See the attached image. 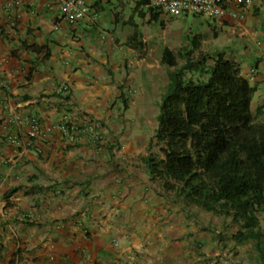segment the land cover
<instances>
[{"label":"crops","instance_id":"obj_1","mask_svg":"<svg viewBox=\"0 0 264 264\" xmlns=\"http://www.w3.org/2000/svg\"><path fill=\"white\" fill-rule=\"evenodd\" d=\"M114 3L91 1L70 25L56 1L0 0V264H259L258 253L236 256L231 217L186 205L152 178L145 157L158 125L128 124L148 108L149 65L116 32L95 37ZM242 11L225 22L240 27L241 74L264 120V0ZM64 113L99 123L104 139L55 132L27 143L29 121L44 127Z\"/></svg>","mask_w":264,"mask_h":264},{"label":"trees","instance_id":"obj_2","mask_svg":"<svg viewBox=\"0 0 264 264\" xmlns=\"http://www.w3.org/2000/svg\"><path fill=\"white\" fill-rule=\"evenodd\" d=\"M140 3L162 23L165 13L147 0ZM189 41L181 51L183 65L168 74L150 145L156 150L145 162L152 178L186 205L231 217L238 225L235 246L252 242L264 264L263 107L252 108L257 88L241 74L237 54L217 49L195 56L200 39ZM135 48L142 50V40ZM161 62L176 66V55L165 47Z\"/></svg>","mask_w":264,"mask_h":264},{"label":"rangeland","instance_id":"obj_3","mask_svg":"<svg viewBox=\"0 0 264 264\" xmlns=\"http://www.w3.org/2000/svg\"><path fill=\"white\" fill-rule=\"evenodd\" d=\"M140 1L142 0H124L121 3L119 0H115V7H108L106 10V15H109L111 19L109 18L110 20L100 25L101 29L97 31L98 33L95 37L96 39L102 38L104 40L110 36L111 32L117 33L119 40L123 42L122 44L126 45V48L133 50V60H143L148 63L149 68L143 78L144 88L140 91L148 95L146 102L148 108L143 116L131 111L130 117L134 118L135 121L131 124L128 123L129 125L144 128V132L148 133V125H158L157 115L160 111L162 93L169 82L168 74L183 65L184 59L181 57V51L190 47L189 36L197 35L200 39V47L195 52V56L200 52L205 53L223 49L229 55L237 54L239 60H244L243 58L246 55L242 54L247 49L244 47L245 42L238 37L240 27L236 25H230L231 27H229V24L225 21L214 20L210 17L193 13H183L179 16L162 14V23H156L151 19L148 7L146 5L141 6ZM113 12L116 14L118 22H115V16L112 15ZM135 32L138 33V38L131 40L130 37ZM139 40L143 42L141 51H137L135 48L139 44ZM165 47L171 49L176 55V66L164 65L161 62L162 52ZM249 51L248 55H251L246 58L250 59L254 56V49ZM139 88L134 87L133 93L136 94ZM235 250L236 256L241 255L245 259L251 258L253 253H257L252 242L241 245Z\"/></svg>","mask_w":264,"mask_h":264},{"label":"built area","instance_id":"obj_4","mask_svg":"<svg viewBox=\"0 0 264 264\" xmlns=\"http://www.w3.org/2000/svg\"><path fill=\"white\" fill-rule=\"evenodd\" d=\"M60 3L64 19L70 25H76L85 19L91 10V1L101 0H53ZM254 0H147L150 7L157 8L171 16H179L183 13L198 14L210 17L214 20L226 21L240 20L244 17L246 8L253 4ZM27 131V143L42 135H52L55 132L67 137L72 143L80 141L98 143L104 139L100 124L94 121L82 123L74 121L68 113H64L56 123L41 126L40 122L32 119ZM11 144H18L19 138L12 136Z\"/></svg>","mask_w":264,"mask_h":264},{"label":"clouds","instance_id":"obj_5","mask_svg":"<svg viewBox=\"0 0 264 264\" xmlns=\"http://www.w3.org/2000/svg\"><path fill=\"white\" fill-rule=\"evenodd\" d=\"M198 15V14H197Z\"/></svg>","mask_w":264,"mask_h":264}]
</instances>
